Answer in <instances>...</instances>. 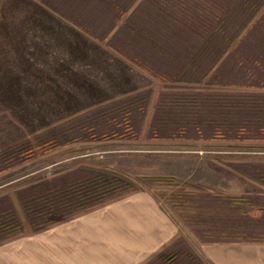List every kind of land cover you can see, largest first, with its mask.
Listing matches in <instances>:
<instances>
[{"label":"rangeland","instance_id":"374dc122","mask_svg":"<svg viewBox=\"0 0 264 264\" xmlns=\"http://www.w3.org/2000/svg\"><path fill=\"white\" fill-rule=\"evenodd\" d=\"M138 192L150 262L264 264V0H0V239Z\"/></svg>","mask_w":264,"mask_h":264},{"label":"crops","instance_id":"0c3cea01","mask_svg":"<svg viewBox=\"0 0 264 264\" xmlns=\"http://www.w3.org/2000/svg\"><path fill=\"white\" fill-rule=\"evenodd\" d=\"M143 192L21 239L0 242V264H148L172 248L174 224Z\"/></svg>","mask_w":264,"mask_h":264},{"label":"trees","instance_id":"16d2710c","mask_svg":"<svg viewBox=\"0 0 264 264\" xmlns=\"http://www.w3.org/2000/svg\"><path fill=\"white\" fill-rule=\"evenodd\" d=\"M95 188L96 187H93L92 189H93V191L92 192H94V190H95ZM63 202H65V201H63ZM62 202V203H63ZM41 203H42V201H41ZM51 205H53L51 208H49V209H45L44 207V210H42L41 212H40V214L42 215V214H45L44 215V217L45 216H49L50 214H48V215H46V213H52V212H57V211H59V210H56L57 208H55V206H56V204H55V202H52V204ZM39 214V215H40ZM258 214H256V216H257ZM68 219H70V216H68V215H66V216H64V218L61 220V221H66V220H68ZM2 228L3 229H1L0 231H5L6 230V224L4 223V224H2ZM6 238V236L5 237H3L2 239H0V242H2V241H4V239ZM169 254V256H165V254H162V253H160L159 255H157L156 256V260L153 262H149L148 264H157L158 263V259H160L161 260V262H163V263H165V264H172V263H175V257H176V255H171L170 253H168Z\"/></svg>","mask_w":264,"mask_h":264}]
</instances>
